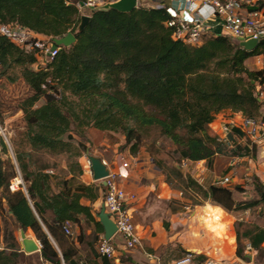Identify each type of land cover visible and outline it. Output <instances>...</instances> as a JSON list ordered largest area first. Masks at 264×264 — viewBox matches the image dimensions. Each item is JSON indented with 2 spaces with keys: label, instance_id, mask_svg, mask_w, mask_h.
<instances>
[{
  "label": "trees",
  "instance_id": "trees-1",
  "mask_svg": "<svg viewBox=\"0 0 264 264\" xmlns=\"http://www.w3.org/2000/svg\"><path fill=\"white\" fill-rule=\"evenodd\" d=\"M75 1L0 0V25L16 24L54 41L67 33L74 37L70 46H59L52 60L33 68L38 61L36 51L27 52L0 35V77L9 83L20 77L29 89L18 104L23 131L12 149L13 158L0 156V232L6 212L13 228L31 230L41 259L50 264L61 260L85 264L74 259L72 236H66L62 227L79 225L82 215L85 223L93 225V232L85 236L80 227L76 241L92 249L102 229L91 207L82 205L80 199L93 203L103 198V187L77 183L74 175L61 178L53 172L56 166L41 161L40 155L69 153L74 136L86 140L90 128L120 133L124 145L135 154L145 132L152 129L174 146L180 162L205 161L210 166L215 158L226 157V150L215 142L208 125L225 111L258 118L255 87L264 86V45L244 50L220 34L205 36L196 45L176 41L164 25L166 12L143 6L127 13L94 11L78 31ZM258 8H263L261 1ZM256 56H262L261 68L248 70L244 62ZM77 147L85 150L83 143ZM0 152L8 155L1 139ZM152 161L172 189L181 196L186 195L181 189L190 191L183 199L190 200L191 206L201 200L228 212L238 208L232 191L240 190L239 186L203 187L182 170ZM69 168L82 173L76 162ZM15 179L20 183L10 189ZM252 190L264 201V186L257 178H253ZM238 225L236 256L242 257L245 244L262 254L264 229L249 226L239 232ZM3 236L9 243L8 252H0V264H16L20 254L15 237L6 228ZM100 260L101 264H136L124 253Z\"/></svg>",
  "mask_w": 264,
  "mask_h": 264
},
{
  "label": "built area",
  "instance_id": "built-area-1",
  "mask_svg": "<svg viewBox=\"0 0 264 264\" xmlns=\"http://www.w3.org/2000/svg\"><path fill=\"white\" fill-rule=\"evenodd\" d=\"M116 0H77L75 7L80 16L88 15L95 9L115 2ZM260 0H136V7L143 6L164 10L168 16L164 25L171 30L173 40L186 44L196 45L211 34H220L233 42L257 41L264 36V9L258 8ZM0 35L7 38L15 46L25 51H36L38 57L44 62L52 60L59 46H54V40L30 32L16 24L0 25ZM258 102L264 101V91L256 89ZM233 131L238 132L233 133ZM215 142L223 146L227 156V172L216 177L212 184L229 187L231 185L252 186L253 178H257L249 169V162L253 156H264V116L245 117L232 114L216 132ZM243 140V143L240 141ZM254 153V154H253ZM189 161L181 160V165L186 167ZM246 163V165H244ZM87 164L89 162L87 160ZM126 168V163L121 164ZM121 174L109 170L103 179L104 211L116 228V234L106 240L99 235L96 252L101 257L113 258L116 256L113 238L119 236L123 241V248L132 250L140 247V237L136 234L132 222L130 203L135 196L126 192L117 184ZM20 180L10 185L14 189ZM264 186V184H262ZM185 210L189 208L184 207ZM63 233L71 237L72 233L67 224ZM244 253L256 254L249 244H245ZM190 251H184L168 264H245L242 261L228 259H214L207 255L199 257ZM148 260L153 264H160V259L147 254ZM60 264H64L61 260ZM264 264V260L259 263Z\"/></svg>",
  "mask_w": 264,
  "mask_h": 264
},
{
  "label": "crops",
  "instance_id": "crops-1",
  "mask_svg": "<svg viewBox=\"0 0 264 264\" xmlns=\"http://www.w3.org/2000/svg\"><path fill=\"white\" fill-rule=\"evenodd\" d=\"M258 58V56H256ZM43 61L38 57V61L34 64L33 68L41 66ZM14 83H19L23 86L25 92H29L28 87L22 80V78H17ZM12 83V84H14ZM260 85H256L255 89H258ZM264 87V86H260ZM19 111H17V114ZM238 114V113H236ZM20 115V114H19ZM226 115V116H224ZM230 112L225 111L213 122V125H219L220 121L228 119L231 116ZM264 116V101L260 102L259 107V116ZM95 132H99L95 129H89L86 133L87 141L84 142L85 150L81 154L76 163L82 170L81 174L75 173L71 170L66 164L61 166H56L53 169L54 173L60 176L61 178H70L74 175L75 181L84 185L100 184L99 181H93L92 175L90 172L89 165L87 164V155L98 157L102 160L105 166L112 172H119L121 175L117 179V184L122 187L126 192L131 193L135 196L133 202L130 203V211L132 216V222L135 228L136 234L140 237L141 245L135 249H138V256L132 259L136 264H139L141 259H147V254L154 255L160 259V264H163L166 259L165 254H172L174 258H177L181 255V251H190L196 254H201L199 257L207 255L203 253V250L208 249V242L205 233L212 234L213 232L208 231L206 225L205 212L199 216H194L193 218L187 216L186 213L180 212L177 209L173 208V201L171 199H179V192L173 191L169 186L164 182L163 175L155 166L148 165L147 160L151 163L152 160L148 157L140 156L139 153L131 154L128 149H121V145H124V136L119 133L113 132H104L108 135H98ZM113 136V137H112ZM240 141L244 145L243 140ZM254 154V153H253ZM254 159L249 162L250 171L258 177V181L264 184V156L261 158L253 156ZM126 163V168H122L121 164ZM191 170V177L200 185L203 186L207 180L208 166L205 161L190 162L187 164ZM58 168V170H57ZM194 168V169H193ZM216 177L212 180L210 184L213 183ZM235 186V185H234ZM237 186V185H236ZM240 188H252L251 185ZM102 197L98 198L96 201L91 203L85 198L80 199L82 205L90 206L91 212L94 218L97 220L95 214L98 212L101 204ZM175 201V200H174ZM164 204V208H161V205ZM7 214L9 219L11 218L10 214ZM163 219L166 221V227L163 225ZM79 225L77 224H68L69 230L72 233V241L75 249H79L80 245L76 241L77 235L80 232V227L83 228L85 236H88L93 232V225L91 223H85L82 215L78 216ZM98 221V220H97ZM225 221H223V224ZM182 224L184 226L183 230L176 232V225ZM262 228V227H261ZM204 229V230H203ZM264 229V228H263ZM20 230V229H19ZM13 234L18 245V253L20 254L16 264H34L33 260L38 261V264H50L46 261H43L40 257L39 252V243L35 239L33 233L30 229H26L24 235L26 238L32 239L37 245L38 250L26 254L21 250L20 247V233ZM213 236V234H212ZM52 245L55 249H59L58 244L49 237ZM0 245L2 244V236L0 235ZM219 245V244H218ZM86 259L85 264H101L99 256L93 257V253L96 251V245L93 244L92 249L86 244ZM264 248V242L262 243ZM221 248L215 250V254L219 255ZM7 253L8 249L2 246L0 252ZM93 252V253H92ZM97 253V252H96ZM95 253V254H96ZM120 253H122L120 251ZM246 262L245 264H259L254 260L253 253H245ZM97 255V254H96ZM208 256V255H207ZM210 257V256H209ZM173 258V259H174ZM219 259H228L231 261H241V260H232L225 255L220 256ZM148 262L151 263L149 260ZM118 264L117 262H113ZM165 264H168L166 261Z\"/></svg>",
  "mask_w": 264,
  "mask_h": 264
},
{
  "label": "rangeland",
  "instance_id": "rangeland-1",
  "mask_svg": "<svg viewBox=\"0 0 264 264\" xmlns=\"http://www.w3.org/2000/svg\"><path fill=\"white\" fill-rule=\"evenodd\" d=\"M260 1L262 3V7L264 8V0H260ZM231 42L234 44L233 41ZM261 59L262 56L258 58L251 57L244 62V65L248 70L251 71L259 70L262 66ZM43 65L44 63L42 62L41 66ZM12 83H9L5 79V77H0V139L5 143L8 149V155L2 154L0 152V156L3 160H7L8 157L11 159L13 158L12 149L15 148V144L21 138L20 135L23 131L22 113L17 109L20 101L29 94V92H25L21 84L19 83L12 84ZM259 88L262 92L264 91V87L259 86ZM40 103L41 101H39L37 104L39 105ZM17 111H19L18 114ZM214 121L215 120H213L208 125V131L210 134L216 135L217 134L216 132L219 131L222 124H225L227 119L223 118L220 121L219 125L216 124L213 125ZM95 133L100 136L101 135L103 136L105 134L108 135L107 133L101 131ZM87 140L88 139L82 140L81 138L74 136L71 142L72 148L69 153H63L58 155H51V154L40 155L41 161H45L50 165H55L58 167L64 164H66L68 167L69 165L72 164L74 165L77 158L79 157L77 156V153H79L80 155L84 153V151L78 149L77 144L83 143L84 145V142ZM121 149L122 150L128 149L130 151L129 146L127 145H121ZM137 152L141 157L142 156L146 158L148 157L151 160L154 158L156 161L160 162L165 167L167 166L168 168L172 167L178 170H182L183 173L187 174L188 176H192L191 175L192 168H190L188 165L186 167H183L181 165V162L177 159V156L174 153V146L164 137L160 136L155 130L150 129L145 132L139 146L136 149V153ZM226 157L225 156L217 157L212 161V164L208 166L207 180L206 183L203 184V187H208L212 182V180L214 179V177H219L223 175L224 173L223 169L225 168L226 159H227ZM147 163L150 166L151 165L153 167L155 166L153 161L150 163L147 160ZM244 165H246V163H244ZM172 178L173 177L171 176L170 179L172 180ZM11 183L14 184L15 180H12ZM233 187L234 185L229 186V188H233ZM169 188L171 187L169 186ZM172 190L178 192L177 190L174 189ZM181 190L183 193L185 191L186 195L184 196L179 195L178 196L179 199H171L174 203L173 208L177 209L180 212L186 213L187 216H190L192 218L195 215L199 216L205 209L204 212L206 215L205 216L206 225L209 228L208 231L213 232L212 233L213 236L212 234L203 232L205 233L207 239L209 240L207 244L208 249L203 250V253L207 254L208 256L214 259H219L220 256L225 255L226 257L232 260H241L243 263H245L247 260L245 258L246 254L244 253V249L242 250V257L236 256L235 254L237 248L236 234H235L237 229L236 224H239L238 225L239 232H242L246 227L249 226H258L264 228V201H259L258 197L254 193L252 188H241L238 191L234 190L232 191V197L234 201L237 203L238 208L232 210L231 212H228L222 209L220 206L215 205L211 201L200 200L199 205L191 206L190 200L183 199V197L189 196L190 191H186L185 189H181ZM185 206H187L189 209L185 210L184 209ZM164 207H165L164 204H162L161 208L163 209ZM218 211H220V213H218ZM2 221H1L0 235L2 236L3 245H0V248H2V246L5 247L9 243L7 237L3 236V230L5 228L7 230H11L13 234L18 233L19 230L15 227L14 228L12 227V219L11 218L9 219L7 214H3ZM223 221H225L224 224ZM162 222L163 225L166 227L165 219H163ZM183 228L184 226L180 224V225H176V229L174 230L176 232H180L183 230ZM69 242H73V241L69 239ZM113 242L115 244L117 258H119L120 251L132 259L138 256V249L128 250L123 248L122 246L123 241L119 236H115L113 238ZM242 242L244 243V241ZM94 244L97 245V242H94ZM219 248H221L219 255L215 254L216 252L215 250ZM85 251L86 248L84 246H80L79 249H75L74 259L77 260V262L84 261L86 259ZM164 256H165L164 259H166L165 262L167 261L168 263L172 261L174 258L172 254H165ZM254 260L257 263H261L264 260V252H262V254H259L256 251V254L254 255ZM33 262H35L34 264H38V261L36 260H33ZM165 262L163 264H165ZM141 264H150V263L148 262L147 259H141Z\"/></svg>",
  "mask_w": 264,
  "mask_h": 264
},
{
  "label": "water",
  "instance_id": "water-1",
  "mask_svg": "<svg viewBox=\"0 0 264 264\" xmlns=\"http://www.w3.org/2000/svg\"><path fill=\"white\" fill-rule=\"evenodd\" d=\"M136 8V0H116L115 2L106 4L100 8L95 9V11L112 9L120 13H127ZM79 24L77 30L83 29L85 24L89 20L88 15H82L79 18ZM74 42V37L71 33H67L65 36L58 38L54 41V46H64L68 47ZM235 45L239 46L244 50H252L258 45H264V36L259 38L257 41L250 40L247 42H234ZM87 160L89 162V168L92 175L93 181H99L101 186H104L103 179L108 175L109 169L105 166L102 160L95 156L87 155ZM97 220L102 229L103 238L109 240L116 234V228L112 221L110 220L108 214L104 211V207L101 204L98 212L95 214ZM20 233V247L21 250L30 254L38 250V245L30 238H26L22 229L19 230Z\"/></svg>",
  "mask_w": 264,
  "mask_h": 264
}]
</instances>
